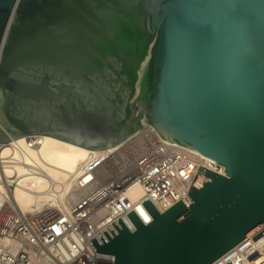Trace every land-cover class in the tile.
Listing matches in <instances>:
<instances>
[{"label":"water","instance_id":"obj_1","mask_svg":"<svg viewBox=\"0 0 264 264\" xmlns=\"http://www.w3.org/2000/svg\"><path fill=\"white\" fill-rule=\"evenodd\" d=\"M148 126L224 175L199 165L188 206L148 199L96 252L210 264L264 226V0H0V144L106 149Z\"/></svg>","mask_w":264,"mask_h":264},{"label":"built area","instance_id":"obj_2","mask_svg":"<svg viewBox=\"0 0 264 264\" xmlns=\"http://www.w3.org/2000/svg\"><path fill=\"white\" fill-rule=\"evenodd\" d=\"M0 151V264H112L114 256L96 252L89 240L118 218L129 231L132 210L149 201L163 212L186 195L198 166L217 174L224 167L192 149L165 141L151 126L121 143L89 150L70 180H51L40 208L22 211L13 199L19 182L17 167L25 150L8 142ZM26 173H36L35 163H23ZM137 188V192L133 190ZM135 191V192H133ZM140 215V220L147 224ZM264 226L232 246L210 264H264ZM263 230V231H262ZM261 236L253 240L258 232Z\"/></svg>","mask_w":264,"mask_h":264},{"label":"bare ground","instance_id":"obj_3","mask_svg":"<svg viewBox=\"0 0 264 264\" xmlns=\"http://www.w3.org/2000/svg\"><path fill=\"white\" fill-rule=\"evenodd\" d=\"M25 150L22 164L17 167L19 182L13 199L22 211L40 208L47 200L44 190L51 180H70L89 149L48 135L36 134L10 140ZM8 142L0 144V151H8ZM35 163L36 173H26L23 163ZM136 192L137 188H134ZM133 191V192H135ZM144 221L150 216L142 208L136 209Z\"/></svg>","mask_w":264,"mask_h":264}]
</instances>
